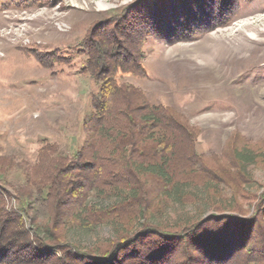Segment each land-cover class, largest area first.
Returning a JSON list of instances; mask_svg holds the SVG:
<instances>
[{"label":"rangeland","instance_id":"obj_1","mask_svg":"<svg viewBox=\"0 0 264 264\" xmlns=\"http://www.w3.org/2000/svg\"><path fill=\"white\" fill-rule=\"evenodd\" d=\"M217 1L0 0V222L13 221L0 232L4 238L0 240L4 245L0 247L1 264H52L62 259L66 250L56 245L39 247L35 241L34 228L43 230L50 222V212L36 187H28L27 176L36 180L39 175L34 172L40 170L41 161H49L57 153L71 160L85 140L83 122L91 112L98 85L84 69L87 55L81 43L87 37L97 39L108 29L114 31L112 44L117 50H129L126 36L131 25L148 20L147 16L151 17L147 30L151 34L140 52L144 75L118 72L117 84L133 85L149 103L168 108L183 119L194 130L195 152L208 169L217 162L227 166L235 149L253 150L258 158L246 169L250 181L238 189L232 184L220 185L217 202L238 204L246 216L254 214L264 192V0ZM198 5L213 6L207 7L209 15L200 17ZM186 17L196 22L189 24L191 31L170 38L162 34L175 33ZM46 145L57 148L56 154L49 152L48 159L43 158L48 153ZM193 187L185 186L184 192L196 195L198 206L172 199L160 205L151 219L172 224L196 212L206 219L213 211L200 208L202 189ZM94 197L88 201L99 207L113 202L111 197ZM24 203L28 204L25 211ZM224 213L230 214H213ZM258 216L264 219V215ZM216 223H208L204 233H190L195 239L190 248L195 246L196 251H188L189 256L183 246H172L170 237L143 234L110 264H211V251H206L204 243ZM70 225L54 229L55 234L60 229L67 234ZM6 226L15 232L27 230L30 238L19 243L16 233L9 234ZM73 232L69 243L80 248L112 236L106 223ZM147 242L156 243L157 250L148 253L149 248L138 247ZM226 243L238 246L231 237ZM249 246L257 248L253 260L264 256L259 241L253 240ZM137 247L147 254L135 250ZM247 249L250 247L236 256L248 255ZM227 255V247L222 246L213 259L223 264L220 259ZM82 261L71 262L101 264ZM235 264L250 263L247 258Z\"/></svg>","mask_w":264,"mask_h":264},{"label":"trees","instance_id":"obj_2","mask_svg":"<svg viewBox=\"0 0 264 264\" xmlns=\"http://www.w3.org/2000/svg\"><path fill=\"white\" fill-rule=\"evenodd\" d=\"M219 1L222 3L224 0ZM212 6L198 5L200 17L205 13L209 15L207 7L209 9ZM147 17L148 20L142 19L131 25L132 30L126 36L129 50H117L116 45L112 44L113 37L114 43L116 41L114 31L111 33L107 28L105 34H100L97 39L95 36L87 37L81 43L80 47L87 55L84 69L92 75L98 91L92 96L91 112L83 122L85 140L75 156L70 160L57 153L55 146L46 145L44 151L48 150V153L43 158L48 159L49 152L57 155L49 158V161H41L40 170L34 172V175H39L36 180L27 176L28 187H36L50 212V222L43 226V230L33 227L35 241L39 247L56 245L66 250L62 252V259L52 264H76L71 262L74 259H78L79 263L90 260L110 264L118 252L133 246L143 234L170 237L173 239L171 245L175 248L183 246L186 248L185 253L195 252V246L190 248L195 239L190 236L200 231L204 233L208 223L212 225V222H217L211 232L207 233V242L203 244L206 251H211V264H218L213 258L215 251L222 246L227 247L229 252L228 258L220 259L224 261L223 264L230 261L235 264L237 260L244 263L247 258L250 264H264L262 255L258 260H253L257 248L249 246L251 241L257 240L264 248V219L258 216L264 215V192L251 216L242 213L238 204L217 202L220 185L232 184L238 189L250 181L246 169L256 163L258 156L255 152L250 148L235 149L227 166L217 162L212 169H208L203 158L195 152L194 130L183 119L168 108L149 103L144 93L133 85L116 82L118 72L144 75L140 52L145 39L151 34L147 31L151 17ZM186 19L175 33L162 34L170 38L183 30L191 31V23L196 22ZM185 186L202 189V210L230 214L211 213L202 219L197 217V212L187 213V218H179V221L172 224L152 220L159 206L172 199L178 204L198 206V197L185 193ZM91 196H95V200L111 197L113 202L99 207L88 201ZM27 208L28 204L24 203L22 210ZM10 222L13 223L10 219L0 222L1 233L5 224ZM68 223L72 230L62 234L60 229V234H55L54 229ZM104 223L111 229L112 236L109 239L85 248L69 243V239L76 233L73 229H88ZM9 231V234L16 233L19 243L30 238L27 230L15 232L10 228ZM230 237L238 245L236 248L226 243ZM1 239H4L3 234H0ZM0 243V247H3V243ZM148 244L140 243L138 247L149 248L148 253L152 249L157 250L156 243ZM13 245L11 247H25ZM138 247L135 250L147 254L145 249L140 251L142 248ZM247 247H250L247 249L249 254L238 258L237 252ZM40 253H36L39 254L38 259Z\"/></svg>","mask_w":264,"mask_h":264}]
</instances>
